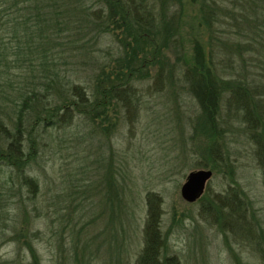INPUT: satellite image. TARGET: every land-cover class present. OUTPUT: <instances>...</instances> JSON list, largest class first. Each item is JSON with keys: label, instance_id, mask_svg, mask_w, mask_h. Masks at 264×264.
I'll list each match as a JSON object with an SVG mask.
<instances>
[{"label": "rangeland", "instance_id": "obj_1", "mask_svg": "<svg viewBox=\"0 0 264 264\" xmlns=\"http://www.w3.org/2000/svg\"><path fill=\"white\" fill-rule=\"evenodd\" d=\"M190 1L166 11L183 18L181 46L168 45L151 78L134 79L124 101L112 100L100 119L76 114L68 126L39 128L26 138L32 163L24 174L36 192L16 170L0 166V264H137L150 211L159 220L162 254L179 264H264L261 141L252 140L255 132L242 115L225 105L220 124L203 122L195 91L170 68L194 50L183 26L199 14ZM218 30L233 32L226 25ZM118 41L111 35L88 40V53L83 44L72 45L75 57L66 61L75 62L74 78L87 92H93L95 63L108 66L121 53ZM238 69L235 78L261 98L260 75L252 80ZM8 110L2 107L0 118ZM196 170H210L212 177L202 196L187 203L180 189ZM229 200L241 202L238 223L231 209H221Z\"/></svg>", "mask_w": 264, "mask_h": 264}, {"label": "trees", "instance_id": "obj_2", "mask_svg": "<svg viewBox=\"0 0 264 264\" xmlns=\"http://www.w3.org/2000/svg\"><path fill=\"white\" fill-rule=\"evenodd\" d=\"M190 3L198 5L199 14L183 26L189 28L186 35L194 50L170 68L195 91L203 122L220 124L222 105L242 115L248 130L255 132L251 139L261 141L264 170V0ZM176 6L183 9V0H0V114H6L2 107L10 108V115L0 118V141L6 142L0 148V166L16 170L23 185L36 192L33 179L24 174L32 163L25 155L26 138L39 128L68 126L76 114L100 119L112 100L128 97L134 79H150L168 45L178 48L184 40L181 15H166ZM225 25L233 32L218 30ZM104 35L119 39L121 53L108 66L95 63L93 92H87L74 78L75 62L66 60L75 57L72 45L83 44L80 48L88 53L87 41ZM86 36L90 37L85 40ZM214 45L218 51L212 50ZM185 54L183 50L182 57ZM239 67L252 80L260 75L261 98L255 95L257 88L235 78ZM208 152L205 146L203 154ZM213 152L220 161V153ZM228 202L221 209H231L232 221L240 222L241 202ZM144 234L137 264H179L162 254L159 220L152 211Z\"/></svg>", "mask_w": 264, "mask_h": 264}, {"label": "water", "instance_id": "obj_3", "mask_svg": "<svg viewBox=\"0 0 264 264\" xmlns=\"http://www.w3.org/2000/svg\"><path fill=\"white\" fill-rule=\"evenodd\" d=\"M212 177L210 170H196L190 172L180 189L181 198L187 203L196 202L203 194Z\"/></svg>", "mask_w": 264, "mask_h": 264}]
</instances>
